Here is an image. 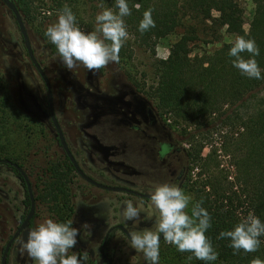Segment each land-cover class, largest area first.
Returning a JSON list of instances; mask_svg holds the SVG:
<instances>
[{"label":"rangeland","instance_id":"rangeland-1","mask_svg":"<svg viewBox=\"0 0 264 264\" xmlns=\"http://www.w3.org/2000/svg\"><path fill=\"white\" fill-rule=\"evenodd\" d=\"M40 1L36 0L27 18L22 20L33 54L50 83L56 116L81 168L100 182L141 192H149L156 185L150 174L137 175L135 168L138 153L133 151L135 142H109L113 137L122 136L120 128L112 124L114 116L128 114L132 97H140L155 107L162 119L161 131L179 150L171 157L170 174L176 178L181 174L180 169L183 167L177 184L192 197L190 211L193 205L192 182L200 168L188 152L195 154L198 148L196 142L201 141V157L206 156L212 148H215L217 155L222 154L219 149L222 134H230L232 130L226 123L220 122L217 115L205 133H200L194 125L175 124L158 111L155 100L146 93L148 88L156 83V60L167 57L169 47L179 37L180 31L159 38L154 51L139 46L129 33L126 43L132 48L130 58L110 62L92 71L82 64L66 70L60 62L55 46L45 36L47 26L57 19L60 11L52 10L48 4L42 5ZM86 1L78 8L77 22L82 30L91 31L95 27V16L101 8L93 11L91 3ZM239 3L243 8V26L247 31L254 3L252 0H239ZM211 13L216 15L214 11ZM198 28H201V25ZM200 33V39L191 43V56L212 52L223 43H231L236 37L222 28L219 40L206 42L203 41L205 35L202 31ZM0 80L6 97L0 124V154L16 159L28 175L34 198L38 197L35 200L31 228L46 218L61 221L59 215L54 212L51 199L42 197L48 192L49 176L54 174L56 169L58 173L54 176L65 184L67 198L74 208L70 220L80 235L72 251L80 255L82 264H89L90 260L98 255L105 232L111 225L125 224L120 214L125 202L132 201L141 209L143 219L139 225L150 224L152 227L158 222L159 213L152 208L151 200L145 202L124 192L97 188L68 169L69 165L50 120L44 82L27 56L12 13L1 1ZM258 93L264 95V85ZM184 126L187 127L186 130H183ZM218 157H221L220 168L230 167L227 156ZM230 176L232 179L233 175ZM24 198L25 190L20 178L8 167L0 165V257L2 246L19 223L20 214L26 212L24 203H21ZM127 223L131 224L130 221ZM116 237L120 241L115 244L112 264H144L142 256L131 249L129 241L124 239L117 229L112 231L109 247ZM19 239L11 248L9 264H35L26 254H21L17 243ZM164 243L166 242L162 240L160 248ZM89 250L93 251L92 258L88 255Z\"/></svg>","mask_w":264,"mask_h":264},{"label":"trees","instance_id":"trees-1","mask_svg":"<svg viewBox=\"0 0 264 264\" xmlns=\"http://www.w3.org/2000/svg\"><path fill=\"white\" fill-rule=\"evenodd\" d=\"M22 18H27L36 0H13ZM86 0H41L50 9L61 11L68 5L76 18L79 6ZM92 10L104 7L115 8L116 0H88ZM131 15L125 17L127 30L141 47L154 51L159 38L180 31L179 37L170 45L164 59H157L155 69L156 83L150 86L147 94L155 100L158 111L165 114L175 124L194 125L199 132L205 133L213 123L214 116L231 128L230 134H222L219 149L215 148L201 157L202 144L195 154L188 152L194 163L199 166L196 179L191 187L193 204L200 202L211 216V227L206 236L218 252V259L211 264H254L256 259L264 262V236L255 252L240 250L234 254L229 240L219 239L222 230L231 229L249 212L264 221V95L259 89L264 79H249L242 76L232 66L228 55L231 43H223L212 52L191 56V43L199 40L201 31L203 41L219 40L222 28L225 32L237 35H250L256 40L260 55L256 57L264 70V0H252L253 13L249 28L244 29L243 8L239 0H128ZM39 4V6H41ZM153 9L155 27L141 33L139 21L146 9ZM102 10V9H101ZM212 11L216 15H212ZM79 21V18H77ZM81 21V20H80ZM201 25V28L198 26ZM209 40H208V38ZM202 39V38H201ZM131 45L125 43L120 49L119 59L130 58ZM247 57V53H244ZM264 75V71H262ZM0 80V124L3 119L6 97ZM226 121V122H225ZM184 126L183 130H186ZM194 136V134L192 135ZM2 152V150H0ZM227 156L230 167L220 168L221 157ZM13 162L16 159L9 155ZM68 160V158H66ZM69 161V160H68ZM73 171L72 166H68ZM15 173L16 169L13 168ZM51 174L47 183L45 199H51L54 212L61 221H69L74 213L69 203L65 187L60 179ZM232 174V179H230ZM27 196V204L29 197ZM38 199L36 196L35 200ZM159 264H207L197 260L190 252H178L174 245L164 243L160 248Z\"/></svg>","mask_w":264,"mask_h":264},{"label":"clouds","instance_id":"clouds-1","mask_svg":"<svg viewBox=\"0 0 264 264\" xmlns=\"http://www.w3.org/2000/svg\"><path fill=\"white\" fill-rule=\"evenodd\" d=\"M95 16V27L84 31L76 15L65 5L57 19L45 30L48 41L55 46L60 62L66 70L82 64L89 71L100 69L110 62H119V52L129 38L125 17L131 15L128 0H116L115 8L104 7ZM153 9L143 12L138 31L144 33L155 27ZM247 53V57L243 55ZM228 55L231 63L242 76L249 79H264L256 59L260 55L256 40L250 35H237L231 42ZM152 208L159 213L158 222L152 227L139 228L143 219L141 209L132 201L121 207V219L128 225L131 249L139 253L144 264H159L161 238L174 245L178 252H190L197 260L211 264L218 259V252L206 236L211 227V216L200 202L194 203L189 211L192 197L178 185L163 182L149 191ZM80 235L73 221L46 218L27 231L26 238L18 240L21 254H26L35 264H82V258L72 251ZM264 236V221L249 212L228 230H222L218 238L229 240L234 254L243 250L255 252ZM254 264H264L256 259Z\"/></svg>","mask_w":264,"mask_h":264},{"label":"flooded vegetation","instance_id":"flooded-vegetation-1","mask_svg":"<svg viewBox=\"0 0 264 264\" xmlns=\"http://www.w3.org/2000/svg\"><path fill=\"white\" fill-rule=\"evenodd\" d=\"M46 94H47V91H46ZM132 98L133 99H132V102L130 105V109L127 112L128 114H123L122 116H117V117L114 116L113 121H112V124L114 126L116 125L117 127L120 128L122 136L121 137L120 136L119 137H113L111 139L112 141H109V142L110 143L121 142V144L122 143L126 144V143L135 142L133 151L136 150V154L138 153V157L136 158L137 165L135 168L137 175H139L141 173H148L154 178L153 181L155 182V184H159V183H163V182H172V183L177 184V182L179 181V179L181 177V174L183 173V167L180 169L181 174L179 176H177L176 178L172 177L170 174L171 157L174 153L179 151L177 146L167 136H165L163 134V131H161L162 119H161V116L158 114V112L155 110V107L150 105L148 102L142 100L140 97L133 96ZM52 100H53V94H52ZM46 101H47V97H46ZM47 106H48V102H47ZM111 106L114 107V105H111ZM53 109H54V105H53ZM48 110H49V107H48ZM54 113H55V109H54ZM55 116H56V113H55ZM56 119L58 121L57 116H56ZM58 124L60 125L59 121H58ZM60 128L62 130L64 140H65L70 152L72 153L76 163L78 164L79 168L84 172V174L91 177L95 181L100 182V181L96 180L93 175H89V174L85 173L83 168H81V166L78 162V159L76 158L75 153H73L71 151V149H70V147L66 141V137H65V134H64V131H63L61 125H60ZM56 139L58 141V144L61 146V148L64 152V158L67 161L68 165L72 166L73 172L77 173L80 176V174L76 171L73 164L71 163V161L67 157V155H66V153H65V151H64V149L60 143L57 132H56ZM137 139H138V141H136ZM66 158H68L69 161ZM2 159H8V158L1 157L0 158V165H4V166L8 167L12 173H14L18 176L20 178L21 183L24 186V190H25V198L21 201V203H22V205L24 203V205L26 207V212H25V214H20V216H19L20 219H19L18 225L16 226V228L12 232V234H10V236L6 240V242H7L11 238V236L17 232V235H16L15 239L11 242L9 249H8V252L6 254V257H5L6 264H9V256H10L11 248H12L14 242L18 238H21L23 236V229L18 231V228H19L21 222L23 221V219L25 218L26 214L29 211L30 200H29V204H27V202H26L27 196L26 195H28V192L26 189V184H25L24 178L21 175V173L18 171V169L13 164L14 163L18 164L22 169H23V167L18 162H13L10 159H8L10 161L8 163V162H3ZM13 168L16 169L17 173H15L13 171ZM24 172L26 173L25 170H24ZM80 177L82 179H84L82 176H80ZM86 182H88V181H86ZM100 183H103V182H100ZM89 184H91V183H89ZM103 184L118 186V185L108 184V183H103ZM91 185H93V184H91ZM93 186H95V185H93ZM95 187H97V186H95ZM97 188H100V187H97ZM100 189H104V188H100ZM104 190H108V189H104ZM109 191H112V190H109ZM113 192H124V191H113ZM138 192H141V191H138ZM124 193H127V192H124ZM141 193H149V192H141ZM127 194L136 196L140 200H143L145 202L150 200V198H148V197L139 196V195H135V194H131V193H127ZM28 197H29V195H28ZM34 211H35V209H34ZM33 216H34V213H33ZM33 216L27 225L28 230L31 228ZM117 225H121L122 227H124L125 230L117 227ZM130 226H131V224L126 225V224H122V223H116V224L111 225L105 232V235H106L108 230H110V228H111V230L108 232V235H107V239H106V243H105V247H104V254L101 253L100 247H101V244L104 240L105 235H104L102 242L99 246L98 255L95 258L91 259L89 264H107L108 258H110V260H111L110 264H112L113 254H114L113 251H114L115 246H116L115 244H118L120 241V239L118 237H116L115 242L112 244V246L109 247L112 231L117 229L121 233L123 238L127 239L129 241V239H128V227H130ZM138 227L139 228H145V227L150 228L151 226H150V224H148L147 226L138 225ZM162 240L163 239L161 238V241ZM6 242L4 243V245L1 248V250H2L1 256H2V252L4 250V246H5ZM88 255L90 256V258H92L93 251L89 250ZM0 264H1V257H0Z\"/></svg>","mask_w":264,"mask_h":264},{"label":"water","instance_id":"water-1","mask_svg":"<svg viewBox=\"0 0 264 264\" xmlns=\"http://www.w3.org/2000/svg\"><path fill=\"white\" fill-rule=\"evenodd\" d=\"M9 10L10 12L12 13V16L18 26V29L20 31V34L22 36V40H23V44H24V47H25V50H26V53L31 61V63L33 64V66L35 67V69L37 70V72L39 73L40 77L42 78L44 84H45V87H46V91H47V94H46V97H47V102H48V107H49V113H50V119L54 125V128L58 134V138L60 140V143L67 155V157L69 158V160L71 161V163L73 164L74 168L76 169V171L80 174V176H82L86 181H88L89 183L97 186V187H100V188H104V189H108V190H112V191H124V192H127V193H131V194H135V195H139V196H144V197H148L150 198L149 196V193H141V192H138L134 189H130V188H126V187H122V186H113V185H107V184H103V183H100V182H97L95 181L94 179H92L91 177L87 176L86 174H84V172L79 168L78 164L76 163L72 153L70 152L65 140H64V136H63V133H62V130L60 128V125L58 124V121L56 119V116H55V113H54V109H53V100H52V92H51V87H50V83L44 73V71L42 70L41 66L39 65V63L37 62L34 54H33V51H32V48H31V44H30V40H29V36L27 34V30L25 28V25H24V22L22 20V16L16 6V4L14 3L13 0H0ZM3 162H10L8 159H2ZM17 169L18 171L21 173V175L23 176L24 178V181H25V184H26V189H27V192H28V195H29V200H30V206H29V211L28 213L26 214L25 218L23 219V221L21 222L19 228H18V231H20L21 229H23V236L26 238L27 236V231H28V228H27V225L30 221V219L32 218L33 216V213H34V209H35V199H34V195H33V192H32V188H31V185H30V181H29V178L28 176L26 175V173L24 172V170L16 163L13 164ZM117 227L124 229V227H122L121 225H117ZM111 230V228H110ZM108 230V232L110 231ZM108 232L106 233L105 237H104V240L101 244V247H100V251L102 254H104V247H105V243H106V239H107V235H108ZM17 235V232L14 233L11 238L6 242L5 246H4V250L2 252V256H1V264H6V260H5V257H6V254L8 252V249H9V246L11 244V242L15 239ZM110 258H108V263L107 264H110Z\"/></svg>","mask_w":264,"mask_h":264}]
</instances>
